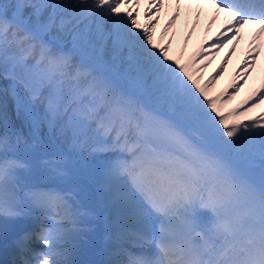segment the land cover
<instances>
[{
	"label": "snow or ice",
	"instance_id": "6c2138e0",
	"mask_svg": "<svg viewBox=\"0 0 264 264\" xmlns=\"http://www.w3.org/2000/svg\"><path fill=\"white\" fill-rule=\"evenodd\" d=\"M142 2L0 0V218H31L16 244L30 252L34 235L45 247L36 264H78L70 257L89 219H102L112 245L105 264H264V112L249 116L264 105V80L227 111L241 85L210 94L246 29L236 77L247 83L256 68L264 0H168L167 43L156 40L166 0H146L143 22ZM182 7L185 48L206 8V31L224 21L183 63L169 54ZM89 142L88 156L122 157L95 185L100 212L82 202ZM36 173L51 183H34Z\"/></svg>",
	"mask_w": 264,
	"mask_h": 264
},
{
	"label": "rangeland",
	"instance_id": "374dc122",
	"mask_svg": "<svg viewBox=\"0 0 264 264\" xmlns=\"http://www.w3.org/2000/svg\"><path fill=\"white\" fill-rule=\"evenodd\" d=\"M145 2L146 0L142 2L141 9H140L141 10V22H143ZM174 10H175L174 2L171 4V6H169L168 0H166L165 9L161 13V22L157 26V29H156V40L158 43H167L168 37H165L163 40H161L160 32L168 16H170ZM181 11H182L181 21L178 22L179 30H178L176 38L172 42L171 48L169 49V54L173 56V58L180 59L181 62L183 63L188 60V58L192 55V53H194L199 48L201 43L206 38L209 42H211L212 38L214 37V36H210L211 31L215 30L214 33L216 34L220 28V25L224 21H223V16H221V19L212 26L211 31L209 32V35H206L205 37L203 36L201 37V39L198 38L197 41L195 40L193 36L192 40L188 42L187 48H185L184 43H183L184 33L180 31L181 29L180 25L184 24V20H185V9L182 7ZM194 11H195V7L193 6V18H194ZM209 19L210 17H206L202 15V18L200 20L202 21L206 20L208 22ZM189 24H190V21H189ZM160 26H161V29H159ZM198 26L201 27L200 25ZM184 30H187V29L185 28ZM252 31H253L252 29L245 30V33H244L245 40L243 41L244 46L247 45V41L250 38ZM169 35H171V32L169 33ZM66 48H71V44L67 43ZM205 48H207V45H205ZM181 52H183V55H181ZM227 52H228V48H226L225 51L224 49H221L218 53H216L215 50H213V54L210 57L212 62L208 64L206 68H202L201 73H198V74H202L203 76V80H201L202 84L204 83V81L210 78V76L220 66ZM241 54H242V50L240 49V47H237L236 52L233 54L232 58L229 60L228 64L225 66V71L223 75L217 79L213 87L210 89V94L215 96L225 90L231 91L232 89L229 88V85H231L234 82L241 85L240 91L235 95V97L231 99L230 101H227L224 104L223 106L224 111L239 107L243 103V101L249 95H251L255 89H257L260 86L262 80H264V62H262L264 61V50H262L261 52V56L259 57L257 61L256 68L252 70L250 76L248 77L247 83L243 82V77H239V78L236 77V73L243 68V65L241 63L242 61ZM199 66L200 65L198 64L197 67ZM244 107H247V105H244ZM261 112H264V105H262L260 108L254 109L253 112L249 113V116H256V115H259ZM10 113H11L12 120L16 122L17 124H19V121L16 120L15 113L11 111V105H10ZM0 131H2V129H0ZM23 131L25 132V134L27 133L26 128L23 129ZM90 143L91 142H89V145L86 146L84 156L87 158V164H88L89 173L91 177L89 181H92L96 184L102 178L103 169L107 165L112 164L111 159H113V157H118V159L122 157H121V153L118 151H108V152L96 153L92 156H88V147H90ZM52 150H53V147H50L49 152H51ZM21 155H23V152H21ZM48 183H51V182L43 178L42 183L38 185H44ZM90 208L96 209L97 212H100L98 202L94 200L90 202ZM20 218H23V217H18L15 219H8V220H4L3 218H0V244L3 243V236L8 232L6 231L5 224L9 223L12 225L14 222H16ZM99 223H100V219H94V220L89 219L85 221V224L89 228H91V231L84 233L83 239L77 240L78 248L75 254L70 257V259L77 261L78 264H105V261H103V247H104V244L106 243L100 242L103 230L102 231L100 230ZM32 244H33V247L37 248L33 250L32 252H42L45 250L44 245L40 243L39 241H37L36 238L34 239V241H32ZM108 246L111 249L112 245L110 243ZM131 250L138 251V249L136 248H132ZM152 251H155V249L153 248ZM32 252L30 253V256L33 258L34 256L32 255ZM35 260H36V257H35Z\"/></svg>",
	"mask_w": 264,
	"mask_h": 264
},
{
	"label": "bare ground",
	"instance_id": "6f19581e",
	"mask_svg": "<svg viewBox=\"0 0 264 264\" xmlns=\"http://www.w3.org/2000/svg\"><path fill=\"white\" fill-rule=\"evenodd\" d=\"M202 15H204V16H206V17H210L211 16V10L210 9H205V11L202 13ZM202 15H201V18H202ZM183 25V24H182ZM182 25H180V26H182ZM201 27H197V29H196V32L193 34V36H194V38H195V40L197 41L198 40V38L199 39H201V37H205L206 35H209V32L208 31H206V28H207V21L206 20H200V24H199ZM189 26H190V24H189ZM213 26V25H212ZM159 29H161V26H160V28ZM185 28L184 27H181V29H180V31L181 32H183V33H185V31L186 30H184ZM214 31L215 30H212L211 31V34H210V36H215V33H214ZM54 32H55V30H54ZM202 36H201V35ZM238 47H240V49L242 50V54H241V59L243 60V58H244V55H245V50H246V46H244V42H242ZM227 48V47H226ZM226 48H224V51L226 50ZM262 62H264V61H262ZM10 225L11 224H9V223H7V224H5V228L6 229H8V228H10ZM99 226H100V228H101V222L99 223ZM11 230V229H10ZM103 236V235H102ZM21 238V237H20ZM14 256H15V254L14 255H12V256H9V258H7V260H9V259H12V258H14ZM32 259H34V258H32Z\"/></svg>",
	"mask_w": 264,
	"mask_h": 264
},
{
	"label": "water",
	"instance_id": "95a60500",
	"mask_svg": "<svg viewBox=\"0 0 264 264\" xmlns=\"http://www.w3.org/2000/svg\"><path fill=\"white\" fill-rule=\"evenodd\" d=\"M39 176V174L38 173H36V174H34L33 175V177H32V179H36V180H38V177ZM38 177V178H37ZM96 197V189H95V187L92 185V183H90V182H87L86 183V192H85V194L82 196V199L84 200V201H90V200H92V199H94ZM17 229H14V232L16 231Z\"/></svg>",
	"mask_w": 264,
	"mask_h": 264
}]
</instances>
